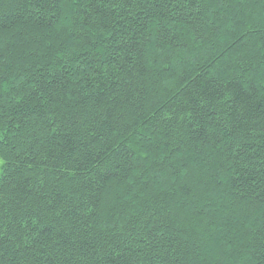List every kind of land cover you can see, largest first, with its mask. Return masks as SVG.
Returning a JSON list of instances; mask_svg holds the SVG:
<instances>
[{"label": "trees", "instance_id": "1", "mask_svg": "<svg viewBox=\"0 0 264 264\" xmlns=\"http://www.w3.org/2000/svg\"><path fill=\"white\" fill-rule=\"evenodd\" d=\"M0 264H264V0H0Z\"/></svg>", "mask_w": 264, "mask_h": 264}]
</instances>
